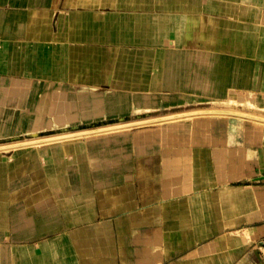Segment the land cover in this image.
<instances>
[{
  "label": "crops",
  "instance_id": "0c3cea01",
  "mask_svg": "<svg viewBox=\"0 0 264 264\" xmlns=\"http://www.w3.org/2000/svg\"><path fill=\"white\" fill-rule=\"evenodd\" d=\"M223 104L264 112V0H0V134L113 123L0 155V264H264V120L131 127Z\"/></svg>",
  "mask_w": 264,
  "mask_h": 264
},
{
  "label": "rangeland",
  "instance_id": "374dc122",
  "mask_svg": "<svg viewBox=\"0 0 264 264\" xmlns=\"http://www.w3.org/2000/svg\"><path fill=\"white\" fill-rule=\"evenodd\" d=\"M201 111H210V112H214V113H209V114H205L202 116V118H205V119H208V118H211V116H222V117H228V116H233L235 115L236 117H252L251 119L255 120L256 118L258 120H261L263 121L264 120V112H260L259 110L257 109H252V112H248V111H243L240 109H236V108H230V107H227L226 105H222V106H219V107H214V106H208V107H202V108H195V109H188V110H185L179 114H186V113H193V112H201ZM225 112V113H223ZM227 112V113H226ZM257 113H260V114H257ZM263 114V115H262ZM209 115V116H207ZM172 116V115H171ZM171 116H168V119H163V118H167V117H162L161 118H158V119H155V121H149L148 123L150 122H153V123H164V122H174V123H178V122H182L183 120H192L194 119V115H188V116H185V117H181V118H177L175 121H172L170 118ZM205 116V117H204ZM239 117V118H240ZM185 118V119H184ZM198 118H201V117H198ZM255 118V119H254ZM179 119V120H178ZM226 119V118H225ZM160 120V121H159ZM142 122H147V121H142ZM142 122H135L131 125V127L133 126H136V125H142V124H146V123H142ZM113 124V123H112ZM112 124H107V125H102V126H96V127H93V129H91L90 131L87 130L88 132H94V131H97V130H103V129H99L100 127H103V126H108V125H112ZM109 129V128H108ZM94 130V131H93ZM84 131V130H83ZM86 131V132H87ZM98 133H91V134H86V135H83L81 136L80 138H76V139H84V138H89L91 136H95V135H100L99 133H102L103 131H97ZM77 133V132H76ZM80 133V132H78ZM62 134V133H61ZM55 135V134H53ZM10 136V137H9ZM46 136H51V134H45V135H37V134H27V135H24L22 132H17V133H14V134H0V147H3L5 149H1L0 150V155L1 154H7L9 151H11L12 149L13 150H21V149H26V148H30L28 145H23L22 144H27L26 142H22V141H29L33 138H40V137H46ZM74 139V140H76ZM68 141V140H66ZM17 142V143H16ZM20 142V143H19ZM44 143L42 144H49V143H46L45 141H43ZM12 144V145H11ZM42 144H40L39 146H41ZM10 145V146H9ZM16 145V146H14ZM19 145V146H18ZM21 147V148H19ZM18 199H16L15 201H17ZM5 204V205H4ZM0 205H4L2 207V209H6V207L8 206L7 209H9L10 207V204H8V202H4V199L1 198L0 196ZM11 209V208H10ZM2 214L3 213H0V218L2 217ZM14 215V214H12ZM8 216V214H7Z\"/></svg>",
  "mask_w": 264,
  "mask_h": 264
},
{
  "label": "bare ground",
  "instance_id": "6f19581e",
  "mask_svg": "<svg viewBox=\"0 0 264 264\" xmlns=\"http://www.w3.org/2000/svg\"><path fill=\"white\" fill-rule=\"evenodd\" d=\"M209 113H214V112H208V111H201V112H193V113H186V114H177V115H170L171 116V120L172 121H175L177 118H181V117H185V116H188V115H194L193 117L194 118H198V117H202L203 115H205V114H209ZM223 113H225V112H223ZM227 113V112H226ZM207 116H209V115H207ZM205 117V116H204ZM240 117V116H239ZM162 119V118H161ZM163 119H168V117L167 118H163ZM182 119V118H181ZM185 119V118H184ZM152 120V119H151ZM179 120V119H178ZM253 120V119H252ZM153 121H155V120H153ZM160 121V120H159ZM149 121H147V122H142V123H148ZM170 122V121H169ZM123 125V124H122ZM119 126V125H118ZM114 127V126H113ZM119 127H123V126H119ZM101 129V128H100ZM106 130H108V129H103V130H97V131H106ZM85 131H87V130H85ZM85 131H82V132H80V133H63V134H56V135H51V136H46V137H40V138H33V139H31V140H27V141H22V142H26L27 144H22V146L23 145H28L29 147H38L40 144H42V143H44L43 141H45L46 143H57V142H64V141H66V140H74V139H76V138H80L81 136H83V135H86V134H91V133H98L97 131H94V132H85ZM90 131V130H89ZM92 131V130H91ZM104 134H106V133H104ZM82 138V137H81ZM17 143V142H16ZM20 143V142H19ZM12 145V144H11ZM10 146V145H9ZM14 146H16V145H14ZM19 146V145H18ZM19 148H21V147H19ZM1 149H5V148H3V147H0V150ZM13 150V149H12Z\"/></svg>",
  "mask_w": 264,
  "mask_h": 264
}]
</instances>
